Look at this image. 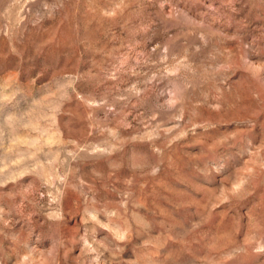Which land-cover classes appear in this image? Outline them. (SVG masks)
I'll return each instance as SVG.
<instances>
[{
  "label": "rangeland",
  "instance_id": "374dc122",
  "mask_svg": "<svg viewBox=\"0 0 264 264\" xmlns=\"http://www.w3.org/2000/svg\"><path fill=\"white\" fill-rule=\"evenodd\" d=\"M0 264H264V0H0Z\"/></svg>",
  "mask_w": 264,
  "mask_h": 264
}]
</instances>
